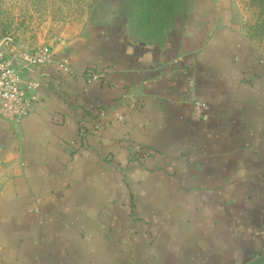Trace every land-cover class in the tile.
<instances>
[{
    "label": "crops",
    "instance_id": "obj_1",
    "mask_svg": "<svg viewBox=\"0 0 264 264\" xmlns=\"http://www.w3.org/2000/svg\"><path fill=\"white\" fill-rule=\"evenodd\" d=\"M191 19L52 50L30 115L0 121V264L237 263L233 239L264 229V53L236 6Z\"/></svg>",
    "mask_w": 264,
    "mask_h": 264
},
{
    "label": "rangeland",
    "instance_id": "obj_2",
    "mask_svg": "<svg viewBox=\"0 0 264 264\" xmlns=\"http://www.w3.org/2000/svg\"><path fill=\"white\" fill-rule=\"evenodd\" d=\"M175 4L168 27L158 29L163 17L153 14L148 25L138 31L131 0H0V40L11 36L28 52L43 47L63 52L72 44L87 42L92 35L123 26L140 40L161 42L170 33L179 35L198 7L222 4L237 7L244 35L264 53V0H177ZM210 13L208 19L212 20L214 13ZM256 225L264 226V218H256ZM233 241L231 246L237 245L238 253H230L229 240H223L225 257L232 258L235 253L233 257L239 261L224 259L222 264H264V229L252 236L244 231Z\"/></svg>",
    "mask_w": 264,
    "mask_h": 264
},
{
    "label": "built area",
    "instance_id": "obj_3",
    "mask_svg": "<svg viewBox=\"0 0 264 264\" xmlns=\"http://www.w3.org/2000/svg\"><path fill=\"white\" fill-rule=\"evenodd\" d=\"M51 64L53 52L50 48L43 47L35 52H28L18 46L11 36L0 40V121L21 123L30 115ZM57 66L70 77L76 74L69 60L58 62ZM25 74L34 75L36 78H26ZM105 79L104 71L86 74L89 84L99 83ZM196 106L200 116L204 105L197 102ZM133 152L136 158L142 159L146 156L145 150L139 146H135Z\"/></svg>",
    "mask_w": 264,
    "mask_h": 264
},
{
    "label": "trees",
    "instance_id": "obj_4",
    "mask_svg": "<svg viewBox=\"0 0 264 264\" xmlns=\"http://www.w3.org/2000/svg\"><path fill=\"white\" fill-rule=\"evenodd\" d=\"M132 1V10L135 14V24L137 30L139 31L145 25H148L150 22L149 17L153 14L157 17H163V22L158 24V29L163 27H168V20L171 16V13L174 11L175 3L177 0H131ZM146 23V24H145ZM161 30V29H160ZM263 251L259 252L262 253Z\"/></svg>",
    "mask_w": 264,
    "mask_h": 264
}]
</instances>
